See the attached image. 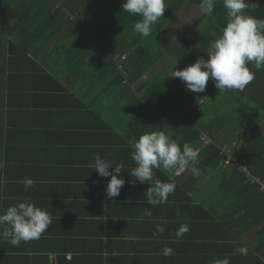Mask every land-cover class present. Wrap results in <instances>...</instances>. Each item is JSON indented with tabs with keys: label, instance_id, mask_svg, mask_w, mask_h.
<instances>
[{
	"label": "crops",
	"instance_id": "1",
	"mask_svg": "<svg viewBox=\"0 0 264 264\" xmlns=\"http://www.w3.org/2000/svg\"><path fill=\"white\" fill-rule=\"evenodd\" d=\"M188 7L197 17L184 30L180 15ZM167 23L161 36L170 52L128 83L119 77L127 78L119 67L126 55L110 65L108 55L87 52L79 77L47 65L48 58L8 55L0 67V214L27 199L46 209L52 223L40 239L18 247L0 238V264H264V196L244 192L232 168L220 165L201 178L156 169L154 179L176 184L168 201L156 206L146 203L148 183L131 175V145L161 130L181 148L209 131L218 149L247 151L255 167L264 165V66L250 67L255 78L243 91L220 93L224 103L210 113L219 91L211 78L197 93L168 74L207 58L222 31L206 34L210 18L195 4L186 3ZM251 105L257 115H249ZM190 145L204 149L200 141ZM96 154L124 164L117 175L125 184L112 200L104 193L111 177L92 167ZM26 177L36 181L27 190ZM185 223L190 230L177 238ZM165 247L173 249L171 256L163 255Z\"/></svg>",
	"mask_w": 264,
	"mask_h": 264
},
{
	"label": "clouds",
	"instance_id": "2",
	"mask_svg": "<svg viewBox=\"0 0 264 264\" xmlns=\"http://www.w3.org/2000/svg\"><path fill=\"white\" fill-rule=\"evenodd\" d=\"M216 0H201L199 9L204 15H211ZM227 23L222 33L210 46L207 59L199 58L195 63L182 70H170L168 76L179 78L188 90L204 92L211 78L220 93L239 90L254 80L255 73L248 67L249 63L259 69L264 66V20L246 14L249 0H223ZM167 0H125L123 11L130 15H139L134 31L143 37L152 34V26L164 16ZM167 76V77H168ZM131 147V159L135 167L131 175L141 184L147 182L149 187L145 192L146 203L151 206L166 203L170 194L174 193L176 184L173 181L163 182L154 179V170L162 169L169 176H179L190 171L193 176L202 175L195 167L198 163L200 148L184 143L182 148L165 131H151L142 134ZM92 167L100 177H111L104 189L106 198L112 200L119 196L125 180L117 174L124 168L113 160L94 156ZM109 169H112L110 172ZM25 190L35 185L36 181L25 178ZM151 211L146 210V215ZM52 223V217L46 209L35 206L25 199L7 208L0 214V238L7 240L12 246L18 247L21 242L38 240ZM188 224H181L175 233L177 238L188 232ZM164 228L157 225L156 232L163 233ZM240 254L246 255L248 249L241 247ZM173 249L165 247L163 255L171 256ZM218 264H229L225 259Z\"/></svg>",
	"mask_w": 264,
	"mask_h": 264
},
{
	"label": "trees",
	"instance_id": "3",
	"mask_svg": "<svg viewBox=\"0 0 264 264\" xmlns=\"http://www.w3.org/2000/svg\"><path fill=\"white\" fill-rule=\"evenodd\" d=\"M124 2L125 0H0V67L4 69L3 63L8 55L30 54L38 61L48 58L47 65L61 72L65 71L69 76L79 77L81 58L87 56V52L92 58L99 57V53L108 55L110 65L116 56L126 55L123 68L127 78L121 76L124 75L122 72L119 77L121 82L128 83L144 76L168 55L170 46L161 36L163 27L186 3L199 6L201 0H167L168 7L164 16L152 26L149 37H143L134 31V24L141 17L123 11ZM249 4L246 14L264 20V0H249ZM80 15H84L87 20L88 29L71 20L72 16ZM207 16L210 24L206 34L214 29L221 32L227 23L223 0H216L213 13ZM86 33H90V39H86ZM96 39L101 46H94ZM132 49L134 51L130 54ZM139 56L143 60L138 61ZM185 60L187 64L190 63L189 58L185 57ZM137 61L138 66L135 64ZM135 66L137 74L133 77ZM252 66L249 63L248 67ZM200 136L192 138L190 144L200 141ZM233 154L246 159L252 173L264 179V165L255 167L249 152L236 151ZM198 160L201 161V178L220 166L223 157L220 149L211 143L200 152ZM233 170L236 172V182L245 189L244 192L257 191L244 175Z\"/></svg>",
	"mask_w": 264,
	"mask_h": 264
},
{
	"label": "built area",
	"instance_id": "4",
	"mask_svg": "<svg viewBox=\"0 0 264 264\" xmlns=\"http://www.w3.org/2000/svg\"><path fill=\"white\" fill-rule=\"evenodd\" d=\"M71 20L74 23H77L81 26H83L85 29H88V22L84 18V16H72ZM89 37V35H87ZM122 60H126L125 57L122 58ZM119 67L121 70H123L122 63L119 64ZM200 142L201 144L205 147L210 145L212 143L211 140V134L208 131H205L201 134L200 136ZM221 155L223 157V160L221 162V166L224 168H233L236 169L240 174L244 175L247 179L248 182L252 185H254L257 188V191L264 196V179L255 176L246 159H241L237 156H235L232 152V149L229 148L228 146L221 148L220 149Z\"/></svg>",
	"mask_w": 264,
	"mask_h": 264
},
{
	"label": "rangeland",
	"instance_id": "5",
	"mask_svg": "<svg viewBox=\"0 0 264 264\" xmlns=\"http://www.w3.org/2000/svg\"><path fill=\"white\" fill-rule=\"evenodd\" d=\"M188 4H192V3L188 2ZM184 11L187 14L181 13V15H180V22L181 21L183 22V24L181 25V27L184 26V30H185L187 27H189L195 21V18L197 16L194 15L195 8H193V7H188ZM79 26H81V25H79ZM96 42L97 41H95V43ZM129 53L131 54L132 52H129ZM141 60H143V59H141ZM224 100H225V97L222 94H220L219 91L216 92L215 100L212 102L211 107L209 105V107H210V113L214 110V108L217 109V108L221 107L222 105H220V104L224 103ZM248 107L250 109L249 115H252L253 116V115H257L258 114L259 110L256 109V106L255 105H251V106H248ZM176 117H178L180 119L179 116H176Z\"/></svg>",
	"mask_w": 264,
	"mask_h": 264
}]
</instances>
